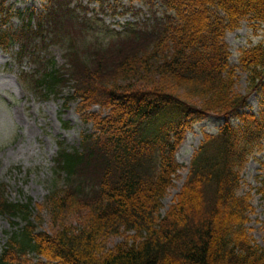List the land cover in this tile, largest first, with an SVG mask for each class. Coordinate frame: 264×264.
<instances>
[{
  "label": "trees",
  "instance_id": "1",
  "mask_svg": "<svg viewBox=\"0 0 264 264\" xmlns=\"http://www.w3.org/2000/svg\"><path fill=\"white\" fill-rule=\"evenodd\" d=\"M88 1L104 11L111 0ZM134 1L147 7L148 17L126 22L121 32L104 31L111 34L106 40L94 35L103 22L80 1L82 16L70 0H45L40 12L26 15L0 0V49L12 54L17 47L15 62H33L38 71L28 85L48 98L68 85V76L42 54L49 40L66 44L71 95L94 130L79 148L57 143L53 173L63 184L36 206L47 211L51 232L37 230L31 199L8 202L0 187V216L24 223L6 233L0 264H264V247L246 228L249 195H239L242 171L264 151V42L240 51L245 95L236 91L225 43L245 20L264 26V0ZM128 10L135 9L122 15ZM13 17L17 29L6 27ZM71 32L94 40L82 58ZM253 94L257 114L246 111ZM94 105L107 114L91 113ZM212 116L223 125L203 135L162 215L183 168L175 159L179 147L195 124ZM122 232L133 236L108 249Z\"/></svg>",
  "mask_w": 264,
  "mask_h": 264
},
{
  "label": "rangeland",
  "instance_id": "2",
  "mask_svg": "<svg viewBox=\"0 0 264 264\" xmlns=\"http://www.w3.org/2000/svg\"><path fill=\"white\" fill-rule=\"evenodd\" d=\"M79 1L87 8L89 16L94 14L93 19L103 22V24L96 23L98 26L95 27L94 35L106 40L111 35L105 33L107 30L121 32L126 22H135L143 16L148 17L150 12L145 5L130 0H111L103 13L99 12L101 9L97 5L91 4L88 0H70V8L74 7V11L80 16L84 12L78 9ZM44 4L45 0H7L6 3L13 10L12 12L24 15L32 10L40 12ZM132 8L135 10L132 12L128 10L122 15V11ZM158 9L160 16L163 9ZM137 10L141 12L134 16L133 12ZM18 26H20L19 19L16 17L6 25L13 29H17ZM70 34L72 35V32ZM82 34L76 33L71 36L73 45L77 51L79 49L78 55L82 51H88L89 44L94 41L87 36L82 38ZM260 42H264V26H253L249 20L243 21L238 30L226 34L225 43L229 47V62L238 77L236 91L242 95H245L247 83L246 74L239 68L240 51ZM17 51L18 48L14 47L12 54H8L0 49V187L3 197L8 202L17 203L31 199L34 207L31 218L35 219L37 230L51 232L52 224L47 211L43 208L38 210L36 206L43 205L45 197L55 185L60 187L63 184L62 178L55 177L53 173V158L57 152V143L63 142L70 148H79L82 136L93 134L94 130L91 123L86 124L83 121L82 114L77 110L78 101L77 103L73 101L71 95L74 92V81L68 75L70 71L67 62V45L54 41L52 43L49 40L43 51V58L52 59L56 68L65 69L68 76L66 80L68 85L57 96L48 98L30 89L27 77L34 76L38 68L33 62H15L13 53ZM80 57H84L83 53ZM63 85L65 86V82ZM258 98V94L249 97L246 111L258 113ZM90 112L101 116L107 114L105 109L96 105L91 107ZM222 124L223 119L212 116L195 124L186 134L175 156L176 161L183 168L178 172V178L173 181V187L168 190L162 201V215L172 206L181 190L187 177L190 160L202 142L203 135L216 134ZM246 194L249 195L253 209L249 215V223L246 225L247 231L257 246L264 247V151L251 157L241 173L239 195ZM12 222L0 216V253L5 244L6 233L24 225L18 217ZM70 223L73 222L70 220ZM131 236L133 232L123 233L111 239L107 248L112 249Z\"/></svg>",
  "mask_w": 264,
  "mask_h": 264
},
{
  "label": "bare ground",
  "instance_id": "3",
  "mask_svg": "<svg viewBox=\"0 0 264 264\" xmlns=\"http://www.w3.org/2000/svg\"><path fill=\"white\" fill-rule=\"evenodd\" d=\"M158 1H159V0H157L156 2L159 4L160 1H159V2H158ZM155 8H156V7H155ZM99 12L103 13L104 11L99 10ZM72 54H74V52H72ZM250 112H251V111H250ZM252 113H253V112H252ZM253 114H256V113H253ZM217 118L223 119V118H221V117H217ZM223 123H224V119H223ZM231 123L236 124V122H234V121H231ZM222 125H223V124H222ZM222 125H221V126H222ZM221 126H220V127H221ZM214 135H215V134H214ZM199 145H200V144H199Z\"/></svg>",
  "mask_w": 264,
  "mask_h": 264
}]
</instances>
